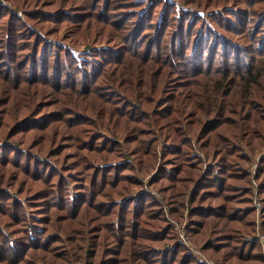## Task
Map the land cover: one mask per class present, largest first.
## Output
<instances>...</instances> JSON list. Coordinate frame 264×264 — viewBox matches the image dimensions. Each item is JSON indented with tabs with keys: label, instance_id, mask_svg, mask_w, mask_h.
Masks as SVG:
<instances>
[{
	"label": "trees",
	"instance_id": "1",
	"mask_svg": "<svg viewBox=\"0 0 264 264\" xmlns=\"http://www.w3.org/2000/svg\"><path fill=\"white\" fill-rule=\"evenodd\" d=\"M24 2L21 18L0 0V264H208L177 240L185 219L214 264H264L247 237L254 186L264 218V0ZM34 129L28 149L63 133L73 152L12 138Z\"/></svg>",
	"mask_w": 264,
	"mask_h": 264
},
{
	"label": "rangeland",
	"instance_id": "2",
	"mask_svg": "<svg viewBox=\"0 0 264 264\" xmlns=\"http://www.w3.org/2000/svg\"><path fill=\"white\" fill-rule=\"evenodd\" d=\"M3 1V3L6 5V6H8L10 9H12L14 12H16L17 13V15L19 16V17H23V13H24V8L26 7V8H30L31 7V5L30 4H28V6L25 4V2L24 1H26V0H2ZM176 1H179V0H176ZM182 1V0H181ZM18 5L19 6H22V7H18ZM25 23H27L28 24V22H25ZM46 28V27H45ZM35 30H36V28H34ZM64 30H65V28H62L59 32H58V35L60 36V35H62L63 34V32H64ZM41 31V30H40ZM44 31V30H43ZM42 31V32H43ZM90 45H92V41L91 40H84L83 38H79L77 41H76V45H73V47H79V48H81L80 50H78L79 52L80 51H83V47L84 46H90ZM102 45H105L104 43L102 44ZM109 45H112V46H114L115 44L114 43H111V44H109ZM86 53H88V52H86ZM53 97H50V100L52 99ZM51 108V107H50ZM25 115V114H24ZM27 116V115H26ZM21 120V119H20ZM20 120H18V121H20ZM54 124H56V122L55 121H51L50 123H49V125L46 127V129L44 130L45 132H44V134H47V137L48 136H51V134L53 133V131H52V126L54 125ZM10 125V124H9ZM104 126L105 127H109L111 130V133L112 132H115L116 130H115V128H113L112 127V125L111 124H104ZM104 127V130L105 131H107L106 130V128ZM7 130H8V127H6L5 128V132H7ZM41 131H42V129H40ZM62 130H65L64 129V127L62 128ZM41 133V132H40ZM40 133L38 132V131H36L35 129L34 130H30V131H27V132H19V133H17V134H15V135H13V137L12 138H15V140H18V141H21L23 144L21 145V147H23V149H26L27 148V146H29V144L30 145H33L36 141H35V139H37V138H39L40 137ZM117 134H119V136H120V134H121V132H120V130H117V132H116ZM62 135H63V133H60L59 134V136H57L56 137V142H55V139L53 140V141H47L46 142V140H47V138H43V142L42 143H39V144H37L36 145V147L37 148H39V149H41L42 151H39L36 147H34L33 149H28V150H30V151H39L38 152V155L39 156H42V153H48V150H49V148H51L53 145H56V144H58L59 143V146H62L63 148H66V149H64V151H63V153H65V154H68V156H69V154L71 153V152H73L72 151V147H71V145L69 144V142L66 140V138H68V137H62ZM3 136H5V133H4V135H2V137ZM122 136V135H121ZM62 137V138H61ZM12 144V143H11ZM24 151V150H23ZM40 152H42V153H40ZM160 152V151H159ZM37 154V153H36ZM262 155H264V148L261 150V152L259 151L258 152V154L256 155V157H254V160L252 161V163L249 165L250 166V168H252V170H255V169H257V160L259 159V157L260 156H262ZM253 158V157H252ZM51 159L52 158H47V157H45L44 158V160L46 161V162H51ZM0 167H2V169H5L7 166L6 165H0ZM156 170V169H155ZM155 170L154 171H152V172H148L147 170H146V177H144L143 178V181H144V186H143V188H140V187H138V186H136V184H132L131 186H130V191L132 190L133 191V195H138L143 189H147L148 190V186L146 185V182H147V180L149 179V177L151 176V174H155ZM34 184V186L36 187V189L37 188H39V183H33ZM255 187V192H257V188H256V186H254ZM253 192V195H254V197H257L256 196V194H254V191H252ZM158 199H159V197L157 196V195H155ZM261 204V203H260ZM257 207V206H256ZM261 209H262V205H261ZM261 209L259 210L258 208H256V213H255V228H254V231L251 233V234H249L247 237L249 238V239H254V238H256V240L258 239V242H259V244L262 242L263 243V245H264V241H262V239H264V230H263V225H262V223H264V218L262 217V212H260L261 211ZM168 219H169V221H171V222H174V219H172V218H170V217H168ZM262 219H263V221H262ZM175 224V223H174ZM176 225V224H175ZM175 228H177V240L178 241H180V242H182V243H184L186 246H188V247H190L191 245L196 249H194L193 250V252L200 258V260H202V261H205L206 263H208V264H214V261L211 259V258H208V257H206L201 251H200V249L197 247V246H195V245H193L191 242H190V240L188 239V235H187V220L185 219L181 224H180V227H178V226H175ZM183 233V234H182ZM181 235H183V237L185 238V240H182L180 237H181ZM259 239H260V241H259ZM188 244H191V245H188ZM262 245V244H261ZM262 245V246H263ZM197 247V248H196ZM191 248V247H190ZM262 250H264V246H263V249ZM204 259H206V260H204Z\"/></svg>",
	"mask_w": 264,
	"mask_h": 264
},
{
	"label": "built area",
	"instance_id": "3",
	"mask_svg": "<svg viewBox=\"0 0 264 264\" xmlns=\"http://www.w3.org/2000/svg\"><path fill=\"white\" fill-rule=\"evenodd\" d=\"M253 171H254V170H253ZM252 191H254V194H256V192H255V188H253ZM254 202H255L257 208L260 210V209H261V204H260V202L258 201L257 197H254ZM182 234H183V233H182ZM180 238H181L182 240H185V238L183 237V235H181ZM262 241H264V239H262ZM188 245H191V244H188ZM192 249L194 250L195 248L192 246ZM195 250H196V249H195Z\"/></svg>",
	"mask_w": 264,
	"mask_h": 264
}]
</instances>
